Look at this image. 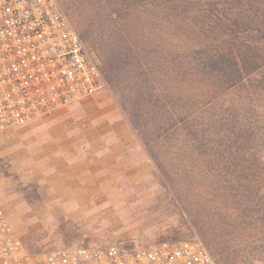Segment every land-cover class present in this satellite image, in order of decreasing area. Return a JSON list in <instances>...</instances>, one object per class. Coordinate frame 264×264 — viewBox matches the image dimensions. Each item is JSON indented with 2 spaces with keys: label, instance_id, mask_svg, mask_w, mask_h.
<instances>
[{
  "label": "rangeland",
  "instance_id": "374dc122",
  "mask_svg": "<svg viewBox=\"0 0 264 264\" xmlns=\"http://www.w3.org/2000/svg\"><path fill=\"white\" fill-rule=\"evenodd\" d=\"M58 1L112 72L97 93L0 131V206L26 244L201 240L218 262L264 264V68L228 89L198 63L222 39L263 48L264 0H222L225 36L208 27L211 0ZM241 10L252 20L236 31ZM163 105L168 128L197 114L167 134Z\"/></svg>",
  "mask_w": 264,
  "mask_h": 264
},
{
  "label": "built area",
  "instance_id": "2783aa9c",
  "mask_svg": "<svg viewBox=\"0 0 264 264\" xmlns=\"http://www.w3.org/2000/svg\"><path fill=\"white\" fill-rule=\"evenodd\" d=\"M106 85L58 0H0V131L77 103ZM0 264H219L201 240L34 252L0 206Z\"/></svg>",
  "mask_w": 264,
  "mask_h": 264
},
{
  "label": "trees",
  "instance_id": "16d2710c",
  "mask_svg": "<svg viewBox=\"0 0 264 264\" xmlns=\"http://www.w3.org/2000/svg\"><path fill=\"white\" fill-rule=\"evenodd\" d=\"M194 1V0H193ZM190 0H180L179 2H176L169 7H175L177 6H186L187 4H201V0H195L196 2H193ZM259 2V0L257 1ZM223 5L222 0H211L210 2L206 3L208 8H203L205 12L207 13V16L210 17V20L208 21V27L212 29L214 32H219V34L222 36L226 35L224 24L222 22V13L225 12L224 8H219V5ZM168 7V8H169ZM190 8V7H189ZM192 9H195V13L199 14V12L202 10L199 9V7H192ZM218 9H222L218 11ZM255 12L253 13L254 17L258 15H261L264 18V11H259V9H255ZM235 23H236V31L241 30L240 22L238 19L247 17L249 21L252 20L251 14L245 13L242 10L235 13ZM81 35V33H79ZM81 37L85 41V39L88 41V36L85 34V32L82 31ZM86 42V41H85ZM87 44V43H86ZM219 45V44H218ZM218 45L213 49L212 52H207L206 60L203 62L198 60V63L203 65L204 67H207L209 69H216L220 72H225V75L228 77L226 81L228 89H233L236 86L242 84L244 85L246 82V79L249 75L253 74L254 72L261 71L264 68V47L258 46V43L255 45H252L250 42H232L230 43L227 39H222V46ZM227 49V50H226ZM223 50H226V55L223 54ZM108 62L107 59H102V65L103 69L101 68L102 72L106 71V74L111 75V67L109 68L106 63ZM101 67V66H100ZM159 122L160 126L164 127L165 133L169 134L171 133V130L177 131L179 129H183V125L185 122L191 121L193 118H195V112H182L181 114L179 124L175 123L174 125L167 126L168 121L170 119V115H172L169 112V109L166 107V105L159 106ZM260 132L257 130V134L262 136L264 135V124L261 125ZM245 130V129H244ZM256 131V130H255ZM196 133V132H195ZM247 138V137H246ZM249 141V140H248ZM261 141V140H260ZM264 143V140H263ZM262 162L264 161V156H261ZM263 174V170L261 171L260 175ZM34 252H37L36 250L31 249ZM216 254V253H215ZM219 257V263L224 264L222 258Z\"/></svg>",
  "mask_w": 264,
  "mask_h": 264
}]
</instances>
